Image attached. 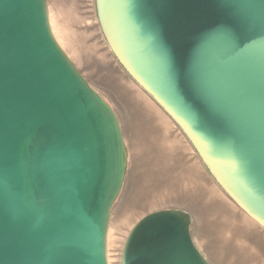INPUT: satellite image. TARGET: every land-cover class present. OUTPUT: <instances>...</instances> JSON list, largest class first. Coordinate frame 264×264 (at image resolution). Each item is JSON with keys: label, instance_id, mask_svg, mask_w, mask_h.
<instances>
[{"label": "water", "instance_id": "1", "mask_svg": "<svg viewBox=\"0 0 264 264\" xmlns=\"http://www.w3.org/2000/svg\"><path fill=\"white\" fill-rule=\"evenodd\" d=\"M103 36L224 193L264 229V0H95ZM128 154L48 0H0V264H109ZM122 264H209L188 213H150Z\"/></svg>", "mask_w": 264, "mask_h": 264}, {"label": "rangeland", "instance_id": "2", "mask_svg": "<svg viewBox=\"0 0 264 264\" xmlns=\"http://www.w3.org/2000/svg\"><path fill=\"white\" fill-rule=\"evenodd\" d=\"M48 5L52 30L58 43L90 86L114 110L123 133L128 170L122 191L111 211L108 232V262L122 264L124 246L135 225L153 212L191 210L190 204L198 202L196 196L199 197L204 180L201 179L200 185H197L191 174L181 175L188 164L171 155L179 145L178 140L166 142L162 139L160 142L150 137V141L133 138L135 129L142 123L169 126L174 122L117 62L103 36L96 1L48 0ZM144 132L146 135L151 133L147 129ZM213 190L211 193H214ZM234 260L237 264L243 261L238 257L232 260L229 257L228 262L231 264ZM224 263L227 264V261Z\"/></svg>", "mask_w": 264, "mask_h": 264}, {"label": "crops", "instance_id": "3", "mask_svg": "<svg viewBox=\"0 0 264 264\" xmlns=\"http://www.w3.org/2000/svg\"><path fill=\"white\" fill-rule=\"evenodd\" d=\"M149 121L152 122L153 119ZM146 129L151 132L149 135L144 132ZM149 137L160 142L162 139L167 140L166 142L170 139L178 140L179 145L174 148L175 153L170 154L173 158L179 157L181 163L187 162V170H182L181 175L191 174L197 185H200L201 179L204 180L203 187L199 186L201 189L198 192L199 197L196 196L198 202L190 204L191 210L180 211L189 214L192 239L208 263L225 264L224 261H227V264H230L229 257L231 260L233 257H238L243 260L242 264H264V229L243 212L219 187L175 122L174 125L169 126L142 123L138 129H135L133 138L139 141H150ZM161 144L159 143L164 147ZM166 153L169 155V152ZM212 185L215 187L214 190ZM212 190L214 193H211ZM231 264H237V260Z\"/></svg>", "mask_w": 264, "mask_h": 264}]
</instances>
